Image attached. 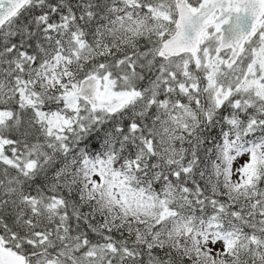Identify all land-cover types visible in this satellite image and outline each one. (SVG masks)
<instances>
[{"label":"snow or ice","instance_id":"6c2138e0","mask_svg":"<svg viewBox=\"0 0 264 264\" xmlns=\"http://www.w3.org/2000/svg\"><path fill=\"white\" fill-rule=\"evenodd\" d=\"M0 264H264V0H0Z\"/></svg>","mask_w":264,"mask_h":264}]
</instances>
